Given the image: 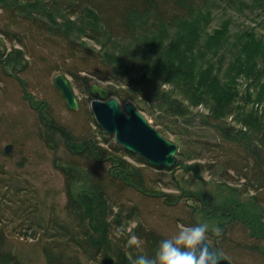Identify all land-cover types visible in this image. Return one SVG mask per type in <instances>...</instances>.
<instances>
[{
  "label": "trees",
  "instance_id": "obj_1",
  "mask_svg": "<svg viewBox=\"0 0 264 264\" xmlns=\"http://www.w3.org/2000/svg\"><path fill=\"white\" fill-rule=\"evenodd\" d=\"M26 3H43L56 24L54 12L67 18L78 31L76 36L103 43L104 52L86 48L69 37L70 28L63 32L44 18L30 17L33 32L61 51V61H73L78 71L71 74L84 92L93 95L90 74L114 82L118 88L110 89L112 96L125 103L135 101L154 119L153 125L160 126L164 134L175 135L180 144L178 164L188 165L187 169L200 176L202 165L183 163V158H206L203 167L227 175L234 172L255 190L264 187V111L256 107L261 103L264 109V36L254 25L235 30L227 18L209 30L214 0H24ZM239 4L244 7L247 2L240 0ZM251 4L264 13V0ZM14 28L1 33L26 48L24 27ZM117 43H123L115 50L118 54L109 53ZM133 44L137 48L125 50ZM27 54L22 48L10 53L0 48V68L24 83L20 75L28 65ZM241 78L245 83H239ZM25 92L24 98L38 112V139L54 152L53 164L63 176L65 202L59 209L56 204L49 207L45 197L36 193L24 198L26 192L21 193L14 177L7 181L0 175V264H32L11 247L5 212L24 222L17 232L39 242L46 264H132L137 256H155L160 242L169 237L141 222L127 230L139 210L121 204L126 190L136 189L144 196L168 195L165 201L171 204L191 199L196 210L197 204L205 202L204 208L208 206L215 217H228L220 222L221 228L228 222L250 227L253 219L237 198L218 203L190 191L182 196L154 194L142 170L128 157L146 161L116 144L91 111L88 117L96 129L78 134L51 114L46 100ZM6 200L13 205L7 210Z\"/></svg>",
  "mask_w": 264,
  "mask_h": 264
},
{
  "label": "rangeland",
  "instance_id": "obj_2",
  "mask_svg": "<svg viewBox=\"0 0 264 264\" xmlns=\"http://www.w3.org/2000/svg\"><path fill=\"white\" fill-rule=\"evenodd\" d=\"M239 1L214 0L212 5L213 19L209 30L219 27L223 20L229 18L233 29L237 30L244 25H254L259 35L264 36L263 10L261 8L256 9L251 4L252 0H243L247 2V4H244V9L239 4ZM23 5L24 0H0V48L5 53L21 48L26 49L27 53H29L26 55L28 65H26L27 67L20 75L24 83H21V81L19 83L17 79L7 75L0 68V175L1 177L4 175L3 177L7 181H10L9 178L14 177L15 181L20 183L19 189L21 193L24 194L26 192L25 195L22 194L24 198L29 196V194L33 195L36 193L40 198L45 197L46 204L49 207L56 204L61 209L65 202L63 176L53 164L54 152H51L38 139L40 129L38 112L31 106V101L24 98L23 93L26 91L25 93H31L38 99L46 100L50 105L51 114L60 123L78 134L91 130L94 132L96 129L95 123L91 121L90 116L88 117V111H91V101L96 96L88 94L78 87L71 74V71H78L74 67L73 61L71 59L61 61V51L33 32L31 28L33 19L30 17L44 18L54 29L63 32L70 28L72 34L69 37L84 43L86 48L96 49L97 51L102 49L100 51L103 52L105 48L103 43L98 40H93L88 36H76L78 31L75 27L69 25L67 18L57 16L56 12H54L53 15L57 17L56 24L49 11L43 7V3L40 5L27 3ZM15 26L19 27L18 29L24 27L25 37H22V39L26 48H23L17 40H9L1 33L5 29H14L15 31ZM122 44L117 43V48H114V52L110 49L109 53L118 54L115 50L119 51V47ZM135 48L137 47L133 44L128 45L125 50H134ZM230 58L229 56L226 63H228ZM140 59H142L141 56ZM55 67H58V69ZM82 73L86 74L85 72ZM58 74H63L69 79L78 98V109L70 110L67 107L61 91L54 84V78ZM89 77L91 83L97 82L102 86L108 87L109 90L118 88V85L114 82L103 80L91 74ZM239 83H245V80L241 78ZM22 84H24L25 88ZM118 99L124 105L125 102L120 98ZM133 102L135 103V101ZM256 107L260 112L264 111L261 103H258ZM142 112L154 124V119L150 118L145 111ZM156 126L160 128V126ZM165 135L177 141L175 135L171 133ZM111 137H113L112 140L115 142V137L113 135ZM7 145L12 146L11 150L6 152L7 154H2ZM57 154L64 155V157L66 155L63 152L61 153V151H58ZM128 159L142 170L146 184L154 194H159L160 192L182 196L184 192L190 191L194 194H203L218 203H222L227 199L237 198L245 203L243 208L253 219L251 224H249V228L245 227L241 222H228L225 229H223L219 224L227 221L228 217H215L207 211L210 209L208 206V208H204L205 202L197 204L199 209L196 210V203L191 199L184 198L171 204L165 201V198H170L168 195L144 196L140 191L133 189L135 190L133 192L126 190L124 197L120 198L121 204L134 205L139 210L129 222L128 231L133 230L141 222L145 226L154 228L171 238L181 226L206 223L209 226L208 241L214 247L218 246L221 253L227 256L234 264H264L263 186H259L255 190L250 188L249 184L244 182L234 172H228L229 174L227 175L223 174L219 169L213 171L208 167H203L207 163L206 158L189 159L187 156L183 158V163L191 164L196 162L202 165L200 167V176L195 170L187 169L186 166L188 165H182V163H177L174 168L167 169L155 167L147 162H137L129 157ZM227 177L230 178L227 180ZM6 201L5 210L13 207L9 200ZM3 218L9 233V243L13 250L22 259L27 258L32 264H46L38 246L39 242L34 238L22 236V234L17 232L23 229L24 222L19 217H13L9 212H5ZM217 229L219 230L218 235L216 234Z\"/></svg>",
  "mask_w": 264,
  "mask_h": 264
},
{
  "label": "water",
  "instance_id": "obj_3",
  "mask_svg": "<svg viewBox=\"0 0 264 264\" xmlns=\"http://www.w3.org/2000/svg\"><path fill=\"white\" fill-rule=\"evenodd\" d=\"M55 86L61 91L66 105L70 110L79 108L78 98L69 79L58 74L54 78ZM91 92L96 98L91 101V111L98 125L109 135L115 137V143L122 145L127 151L139 155L148 164L159 168L172 169L178 163L179 142L166 136L159 127L153 125L148 117L133 101L124 105L119 99L110 94L108 87L97 82L91 83ZM12 146L7 145L9 152ZM212 250L221 253L218 246ZM221 264H234L222 253Z\"/></svg>",
  "mask_w": 264,
  "mask_h": 264
},
{
  "label": "clouds",
  "instance_id": "obj_4",
  "mask_svg": "<svg viewBox=\"0 0 264 264\" xmlns=\"http://www.w3.org/2000/svg\"><path fill=\"white\" fill-rule=\"evenodd\" d=\"M208 231L206 223L181 226L174 236L160 242L155 256H137L132 264H221L224 257L208 245Z\"/></svg>",
  "mask_w": 264,
  "mask_h": 264
}]
</instances>
